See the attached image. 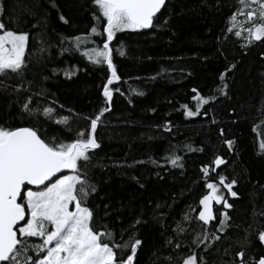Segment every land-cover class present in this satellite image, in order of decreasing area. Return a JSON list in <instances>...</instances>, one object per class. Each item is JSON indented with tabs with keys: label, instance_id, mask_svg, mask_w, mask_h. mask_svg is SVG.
Here are the masks:
<instances>
[{
	"label": "trees",
	"instance_id": "1",
	"mask_svg": "<svg viewBox=\"0 0 264 264\" xmlns=\"http://www.w3.org/2000/svg\"><path fill=\"white\" fill-rule=\"evenodd\" d=\"M0 3L5 27L29 36L22 71L0 74V125L71 142L81 130L86 139L89 118L110 109L98 122L100 147L89 151L85 169L97 188L87 204L94 230L112 231L118 244L139 239L134 264H184L193 254L198 264H256L264 257L258 238L264 231V39L248 43L245 30L239 37L237 27L228 30L240 0H167L151 28L117 32L109 46L120 80L108 85L110 102L103 90L111 69L83 54L106 40V19L94 0ZM93 27L103 35L92 34ZM77 36L89 38L77 48ZM197 95L214 99L197 108ZM28 97L39 112L24 111ZM44 108L54 114L46 117ZM189 109L198 114L189 116ZM62 117L67 125L57 123ZM218 157L225 163L216 166ZM221 176L236 181L237 196L228 192L232 208L215 204V219L205 224L198 219L200 200L207 183ZM225 211L230 219L220 231ZM130 254V247L124 250L125 259Z\"/></svg>",
	"mask_w": 264,
	"mask_h": 264
},
{
	"label": "snow or ice",
	"instance_id": "2",
	"mask_svg": "<svg viewBox=\"0 0 264 264\" xmlns=\"http://www.w3.org/2000/svg\"><path fill=\"white\" fill-rule=\"evenodd\" d=\"M240 3L242 7L233 14V24L228 30L231 32L237 26V16L241 15L252 25L247 29L248 43L264 39V0H240ZM94 4L101 17L106 19V40L101 47L86 49L83 54L92 63H106L111 69V78L103 90L104 97L110 102L113 93L108 85L120 80L113 64L110 42L117 32L152 27L153 18L165 5V0H94ZM91 33L103 35L96 27L91 29ZM241 34V31L235 32L238 37ZM88 38L75 37L76 47L79 48ZM27 40V33L5 30V25L0 22V74L8 71L19 74L22 71ZM117 51L121 56L125 54L121 49ZM72 74L74 73H65L66 76ZM223 79L222 75L221 80ZM194 99L199 108L214 97L206 99L197 95ZM31 101L32 98L28 97L23 105L24 111L29 114L39 112V107L30 108ZM109 110L104 108L94 119L89 118L90 131L86 139L84 130H81L71 142L57 143L55 138H41V134L31 127L12 128L0 125V264H134L141 241L136 239L131 244L127 241L118 244L112 231H101L99 228L94 230V210L87 206L89 197L97 192L85 171L91 161L89 151L100 147L95 134L98 122ZM53 114L54 109H43L46 117ZM187 114L195 116L198 113L189 109ZM57 123L67 125L68 117L60 118ZM226 143L229 148L232 147V141ZM260 146L264 148V141ZM179 160L180 157L177 156L171 163L176 165ZM224 163L220 157L214 161L216 166ZM64 170H69L70 174H63ZM204 172L207 174L208 169L205 168ZM225 180L221 176L219 185H206L210 192L200 200L203 209L198 216L205 224L215 219L213 201H223L226 209L232 208L218 191L219 186H223L232 197H236L237 193L231 191L236 181L225 183ZM32 186L37 190H33ZM222 216L220 231L225 230L230 219L227 211ZM137 223L140 221L137 220ZM34 237L42 238V242L31 243L30 240ZM258 238L264 242V231L258 234ZM129 247L131 254L125 259L123 253ZM33 252L37 254L35 259L30 254ZM238 255L243 258L244 252ZM184 264H198L197 256H188ZM256 264H264V257H260Z\"/></svg>",
	"mask_w": 264,
	"mask_h": 264
},
{
	"label": "rangeland",
	"instance_id": "3",
	"mask_svg": "<svg viewBox=\"0 0 264 264\" xmlns=\"http://www.w3.org/2000/svg\"><path fill=\"white\" fill-rule=\"evenodd\" d=\"M1 10H2V7H1V3H0V22H2V19H1ZM239 16H241V15H238L237 16V19H236V24H237V28H238V31H246V33L248 34V32H247V29L248 28H250V27H252V25L250 24V23H248V22H246V24H244L243 22H241V20L243 19V17H239ZM3 23V22H2ZM4 24V23H3ZM233 24V23H232ZM5 30H11V29H7L6 27H5ZM13 31V30H12ZM15 32V31H14ZM18 33V32H17ZM28 42H29V36H28V40H27V42H26V49H25V55H24V60H25V63H26V53H27V49H28ZM67 174H70V172L69 173H65V175H67ZM209 183H216L217 185H219V182H209ZM225 183H227L226 181H225ZM33 190H37V189H33ZM231 191H233V190H231ZM209 192H210V189H209ZM229 191L226 189V188H224L223 186H219V191H218V194L219 195H222L225 199H226V194L228 193ZM209 194V193H208ZM221 203H223V201H221L220 203H216L215 201H213V203H212V208H213V210H214V207H215V204H221ZM71 207V206H70ZM49 229H51V225L49 226Z\"/></svg>",
	"mask_w": 264,
	"mask_h": 264
},
{
	"label": "water",
	"instance_id": "4",
	"mask_svg": "<svg viewBox=\"0 0 264 264\" xmlns=\"http://www.w3.org/2000/svg\"><path fill=\"white\" fill-rule=\"evenodd\" d=\"M166 1H167V0H165V4H166ZM164 6H165V5H164ZM164 6L161 8L160 12H161L162 9L164 8ZM160 12H158V13L156 14V16H158V15L160 14ZM156 16H155V17H156ZM155 17L153 18V23H154V19H155ZM150 28H151V27H150ZM66 171H68V170H64V172H66ZM64 172H63V173H64ZM32 187H35V186H32ZM26 218H27V217H26Z\"/></svg>",
	"mask_w": 264,
	"mask_h": 264
},
{
	"label": "bare ground",
	"instance_id": "5",
	"mask_svg": "<svg viewBox=\"0 0 264 264\" xmlns=\"http://www.w3.org/2000/svg\"><path fill=\"white\" fill-rule=\"evenodd\" d=\"M110 86V85H109Z\"/></svg>",
	"mask_w": 264,
	"mask_h": 264
}]
</instances>
